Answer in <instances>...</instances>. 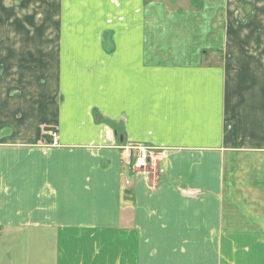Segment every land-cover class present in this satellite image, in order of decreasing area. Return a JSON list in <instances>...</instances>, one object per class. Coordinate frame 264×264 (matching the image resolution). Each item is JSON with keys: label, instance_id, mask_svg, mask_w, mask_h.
I'll return each instance as SVG.
<instances>
[{"label": "crops", "instance_id": "1", "mask_svg": "<svg viewBox=\"0 0 264 264\" xmlns=\"http://www.w3.org/2000/svg\"><path fill=\"white\" fill-rule=\"evenodd\" d=\"M13 1L0 264H264V6L40 0L32 35Z\"/></svg>", "mask_w": 264, "mask_h": 264}, {"label": "rangeland", "instance_id": "2", "mask_svg": "<svg viewBox=\"0 0 264 264\" xmlns=\"http://www.w3.org/2000/svg\"><path fill=\"white\" fill-rule=\"evenodd\" d=\"M39 1L40 0H14V4H15V20L16 22H20L22 23L23 20L26 21V19H29L30 21L34 20V28L32 26H25L24 28L20 29L19 31L25 32V34H29L31 33L32 35H34L35 33H37L38 30V20H40L41 18H44L45 15L44 13L39 12ZM230 3L232 4V6H235L234 10L236 11L235 13V19L237 21H244L246 19H248V17H242V11H241V7L244 6L245 3H247L246 0H229ZM263 2V3H262ZM252 4L255 6V10L254 12H258L260 11L261 8H263L264 6V0H253ZM257 9V10H256ZM241 13V14H240ZM253 13V14H255ZM5 17L7 13H3ZM41 14V15H40ZM52 13H49V15ZM2 15V13H0V16ZM32 25V24H31ZM17 36V34H16Z\"/></svg>", "mask_w": 264, "mask_h": 264}, {"label": "built area", "instance_id": "3", "mask_svg": "<svg viewBox=\"0 0 264 264\" xmlns=\"http://www.w3.org/2000/svg\"><path fill=\"white\" fill-rule=\"evenodd\" d=\"M47 134L51 137V141L46 143L50 146H59V133L57 129H51L46 131ZM125 162L129 168L134 171H142L144 170L150 162V149L143 145H135V146H126L125 148ZM129 184V181H127Z\"/></svg>", "mask_w": 264, "mask_h": 264}]
</instances>
